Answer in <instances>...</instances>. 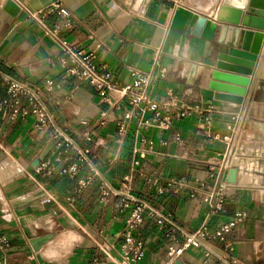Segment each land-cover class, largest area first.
<instances>
[{
  "label": "crops",
  "instance_id": "crops-1",
  "mask_svg": "<svg viewBox=\"0 0 264 264\" xmlns=\"http://www.w3.org/2000/svg\"><path fill=\"white\" fill-rule=\"evenodd\" d=\"M55 2L73 14V24L62 37L92 51L97 69L108 72L115 87L130 82L132 70L150 71L158 53L165 73L151 85L150 97L160 104H198L203 112L174 119L166 128L138 126L132 120L117 141L116 123L128 108L126 100L119 110L108 111L91 84L65 73L59 45L43 36L22 9L40 10ZM196 2L0 0V73L38 86L49 79L54 82L43 96L53 122L76 146L91 151L89 160L97 173L85 188L71 194L69 202L66 191L90 168L83 166L73 178L37 172L34 163L51 160L50 129H36L31 116L11 118L0 110V264H118L129 208L118 196L101 199L99 187L105 182L117 189L125 176L134 195L170 212L184 230H195L206 212L204 189L212 184L208 164L224 153L230 117L236 113L241 120L234 146L235 183L222 210L210 220L215 228L235 213H245L227 238L233 251L225 263L221 259L228 253L220 243L208 245V257L205 249L189 247L176 261L264 264V37L243 102L215 99L209 88L214 74L223 81L234 75L215 69L222 48L217 17L223 3L240 4L215 0L208 7L209 0ZM199 16L205 21L197 28ZM46 20L52 24L56 16ZM110 96L120 97L116 89ZM5 97L0 85V99ZM102 111L108 115L100 125ZM44 235L52 238L34 251L30 240ZM135 235L144 242L140 264H166L167 239L154 220L145 219ZM61 236L67 237L58 243Z\"/></svg>",
  "mask_w": 264,
  "mask_h": 264
},
{
  "label": "built area",
  "instance_id": "built-area-1",
  "mask_svg": "<svg viewBox=\"0 0 264 264\" xmlns=\"http://www.w3.org/2000/svg\"><path fill=\"white\" fill-rule=\"evenodd\" d=\"M22 9L26 17L39 28L43 36L59 45L63 55L62 63L66 66L65 73L80 83L91 84L108 105V111L119 110L121 101L126 100L128 108L124 111L122 120L116 123L119 127L117 141L122 140L127 125L132 120L138 126L166 128L174 119L189 116L193 112H203L198 104L187 106L184 102L177 103L172 100L160 104L150 97L151 85L165 73V69L159 65L158 53L154 56L150 71L132 70L130 82L115 87L111 82L110 74L97 69L92 51L70 44L62 37L73 24V14L65 6L60 2H55L40 10L26 7ZM51 14L56 16V20L49 24L46 18ZM0 85L6 89V97L0 99V110L7 111L11 118L31 116L36 129H50L48 136L53 141L50 149L51 160L37 165L35 168L37 172L45 170L48 175L56 172L59 175L67 174L73 178L83 166L90 168V173L86 177L79 179L75 187L66 191L67 200L72 202L71 194L85 188L97 173L89 160L91 151L76 146L66 132L56 127L53 122V115L48 111L43 96L52 91L55 86L54 82L49 79L45 81L44 86H38L0 73ZM114 89L120 95L118 99L110 96V91ZM108 111L100 112L98 119L100 125L105 123ZM205 119L209 120L208 117ZM240 120L239 113L231 115L226 149L219 160L214 159L208 164L212 184L207 189H204L202 185L199 186L204 189L202 201L206 205V212L200 225L193 231L181 228L170 212H163L151 206L146 199L134 195L127 186V176L124 177V183L117 189L110 187L105 182L100 184L101 199H105L108 195L118 196L122 206L129 208L121 233L122 243L118 264H140L143 260L145 256L144 242L135 235V231L147 218L155 221L158 230L167 239L166 255L168 259L166 264H173L189 247L205 249V255L208 257L211 254L208 245L213 243L222 244L223 250L228 254L221 260L225 263L228 261L230 253L233 251V245L227 238L235 225L244 219L245 213L237 212L232 220L215 228L210 227V220L222 210L229 190L234 187V184L227 182V174L234 166V146L239 139L237 137L239 136ZM134 151L136 150L134 149ZM202 264L209 263L206 259Z\"/></svg>",
  "mask_w": 264,
  "mask_h": 264
},
{
  "label": "water",
  "instance_id": "water-1",
  "mask_svg": "<svg viewBox=\"0 0 264 264\" xmlns=\"http://www.w3.org/2000/svg\"><path fill=\"white\" fill-rule=\"evenodd\" d=\"M148 1L145 0L146 3ZM238 4L233 6L223 3L217 17L220 22L217 41L222 48L217 55L215 69L234 75L228 76V81H223L219 78L222 76L215 73L209 81V88L215 92V99L241 104L264 37V0H238ZM204 21L205 17L199 16L197 28ZM191 69L193 71L194 67ZM34 165L37 166V162ZM235 176L236 169H230L227 182L234 184ZM51 238L52 235L34 238L30 240V245L37 251ZM173 264L180 263L175 261Z\"/></svg>",
  "mask_w": 264,
  "mask_h": 264
},
{
  "label": "bare ground",
  "instance_id": "bare-ground-1",
  "mask_svg": "<svg viewBox=\"0 0 264 264\" xmlns=\"http://www.w3.org/2000/svg\"><path fill=\"white\" fill-rule=\"evenodd\" d=\"M215 0H209L208 7H212L214 5ZM65 237L67 236H61L59 239H57L58 243H62L65 241Z\"/></svg>",
  "mask_w": 264,
  "mask_h": 264
},
{
  "label": "rangeland",
  "instance_id": "rangeland-1",
  "mask_svg": "<svg viewBox=\"0 0 264 264\" xmlns=\"http://www.w3.org/2000/svg\"><path fill=\"white\" fill-rule=\"evenodd\" d=\"M191 1H194V2H196V1H197L196 3H199V2H200V0H191Z\"/></svg>",
  "mask_w": 264,
  "mask_h": 264
}]
</instances>
